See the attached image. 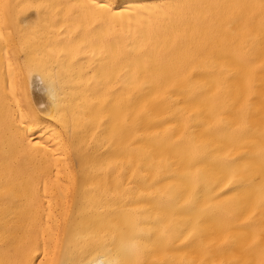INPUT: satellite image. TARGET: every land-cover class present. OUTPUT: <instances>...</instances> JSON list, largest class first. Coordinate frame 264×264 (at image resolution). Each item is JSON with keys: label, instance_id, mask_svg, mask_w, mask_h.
<instances>
[{"label": "bare ground", "instance_id": "bare-ground-1", "mask_svg": "<svg viewBox=\"0 0 264 264\" xmlns=\"http://www.w3.org/2000/svg\"><path fill=\"white\" fill-rule=\"evenodd\" d=\"M110 256L264 264V0H0V264Z\"/></svg>", "mask_w": 264, "mask_h": 264}, {"label": "clouds", "instance_id": "clouds-1", "mask_svg": "<svg viewBox=\"0 0 264 264\" xmlns=\"http://www.w3.org/2000/svg\"><path fill=\"white\" fill-rule=\"evenodd\" d=\"M40 68H33L30 71L32 74H40ZM50 99L55 104L56 102V80L50 75ZM149 229L145 227L142 221L135 219L127 222V230L122 232L118 240V251L134 260H138L140 253L145 246V237L148 235Z\"/></svg>", "mask_w": 264, "mask_h": 264}, {"label": "snow or ice", "instance_id": "snow-or-ice-1", "mask_svg": "<svg viewBox=\"0 0 264 264\" xmlns=\"http://www.w3.org/2000/svg\"><path fill=\"white\" fill-rule=\"evenodd\" d=\"M38 7H44V5H39ZM51 96V92L49 93ZM91 264H114V261L112 260L111 256L106 257L103 261L97 262L95 259L91 262Z\"/></svg>", "mask_w": 264, "mask_h": 264}]
</instances>
